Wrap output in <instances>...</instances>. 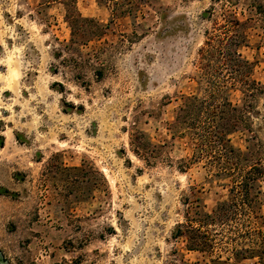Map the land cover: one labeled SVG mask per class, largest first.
<instances>
[{"label": "rangeland", "instance_id": "1", "mask_svg": "<svg viewBox=\"0 0 264 264\" xmlns=\"http://www.w3.org/2000/svg\"><path fill=\"white\" fill-rule=\"evenodd\" d=\"M75 1L99 28L72 44L64 2L0 0V264H264V246L210 256L175 236L187 202L211 213L230 195L174 124L203 95L198 52L228 16L264 86V0H130L116 15ZM248 100L256 131L264 95Z\"/></svg>", "mask_w": 264, "mask_h": 264}, {"label": "trees", "instance_id": "2", "mask_svg": "<svg viewBox=\"0 0 264 264\" xmlns=\"http://www.w3.org/2000/svg\"><path fill=\"white\" fill-rule=\"evenodd\" d=\"M46 1L65 3L66 21L72 30L70 43L77 42L75 35L86 24L99 28L93 20L78 14L75 0ZM99 1L110 4L112 14L116 15L130 0ZM123 12H130V8ZM224 19L222 24L215 22L214 30L218 34L207 37L198 52L197 67L202 75L199 83L203 95L186 97L174 124L180 135L193 144L191 160H203L213 176L226 179L230 196L211 213L200 210L197 197L187 202L185 221L178 224L175 236L183 238L190 251L210 256L230 251L234 256L252 257L262 253L264 246V216L261 212L264 114L262 127L254 131L250 115L252 103L247 99L264 95V86L251 78L253 62L245 60L238 51L240 46H247L245 36L238 33L242 23L235 16ZM236 87L246 97L241 105L233 103L230 98L229 91ZM235 133L249 135L245 139V150L231 144L230 136ZM217 257L221 258L220 253Z\"/></svg>", "mask_w": 264, "mask_h": 264}]
</instances>
